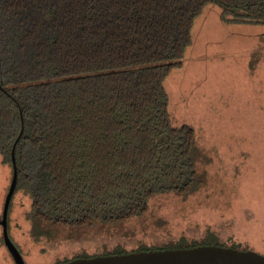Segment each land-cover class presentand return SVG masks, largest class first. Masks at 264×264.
<instances>
[{"label":"trees","instance_id":"1","mask_svg":"<svg viewBox=\"0 0 264 264\" xmlns=\"http://www.w3.org/2000/svg\"><path fill=\"white\" fill-rule=\"evenodd\" d=\"M209 3L224 23L264 25V0H0V159L12 175L14 147V193L29 198L34 240L56 227L119 224L156 195L204 185L194 129L172 123L163 81ZM200 245L247 250L208 231L54 264Z\"/></svg>","mask_w":264,"mask_h":264},{"label":"rangeland","instance_id":"2","mask_svg":"<svg viewBox=\"0 0 264 264\" xmlns=\"http://www.w3.org/2000/svg\"><path fill=\"white\" fill-rule=\"evenodd\" d=\"M191 38L181 67L163 85L172 123L194 129L204 185L186 197L156 195L142 215L119 224L56 227L39 241L24 215L29 198L16 192L7 230L25 264L180 237L197 240L208 231L264 255V25L224 23L209 3L195 17ZM10 179L11 168L0 159V218ZM0 264H14L1 238Z\"/></svg>","mask_w":264,"mask_h":264},{"label":"water","instance_id":"3","mask_svg":"<svg viewBox=\"0 0 264 264\" xmlns=\"http://www.w3.org/2000/svg\"><path fill=\"white\" fill-rule=\"evenodd\" d=\"M20 130L17 139L20 137ZM12 175L4 199L0 226L3 242L14 264H25L23 258L9 237L7 214L11 197L16 185V165L14 147L11 151ZM59 264H264V255L253 250H241L219 245H200L189 248L147 250L124 254L96 255L74 258Z\"/></svg>","mask_w":264,"mask_h":264}]
</instances>
